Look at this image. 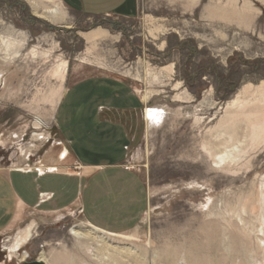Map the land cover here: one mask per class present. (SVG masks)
<instances>
[{
	"label": "rangeland",
	"instance_id": "obj_1",
	"mask_svg": "<svg viewBox=\"0 0 264 264\" xmlns=\"http://www.w3.org/2000/svg\"><path fill=\"white\" fill-rule=\"evenodd\" d=\"M261 1L245 0L260 14L240 30L201 15L210 0H138L131 18L0 0V171L52 189L44 175L76 176L53 154L57 110L72 83L105 76L137 97L123 163L149 197L119 234L89 225L78 202L28 211L0 235V264H264Z\"/></svg>",
	"mask_w": 264,
	"mask_h": 264
},
{
	"label": "crops",
	"instance_id": "obj_2",
	"mask_svg": "<svg viewBox=\"0 0 264 264\" xmlns=\"http://www.w3.org/2000/svg\"><path fill=\"white\" fill-rule=\"evenodd\" d=\"M61 2L69 10L95 16L131 18L138 11V0ZM234 2L210 0L200 14L209 13L214 20L240 30L253 29L251 23L256 21L259 10L250 9L245 0ZM261 2L264 7V0ZM125 90L127 87L122 81L105 76L87 78L68 86L56 115L61 148L53 154L59 163L65 161L68 166H76L79 173L68 177L44 175L56 181L52 189L32 185L35 180L27 183V175L0 171V235L18 224L28 211L39 207L58 211L75 202H78L82 218L100 231L119 234L139 226L149 197L139 173L123 163L125 148L132 143L130 122L138 106L137 97ZM47 165H51L48 172L56 169L53 163ZM18 181L24 189H19ZM70 183H74V187H69ZM39 193H51L52 197L43 201ZM61 197L64 199H59Z\"/></svg>",
	"mask_w": 264,
	"mask_h": 264
},
{
	"label": "water",
	"instance_id": "obj_3",
	"mask_svg": "<svg viewBox=\"0 0 264 264\" xmlns=\"http://www.w3.org/2000/svg\"><path fill=\"white\" fill-rule=\"evenodd\" d=\"M22 264H45V263L43 261L37 259V260H34V261L24 262Z\"/></svg>",
	"mask_w": 264,
	"mask_h": 264
},
{
	"label": "bare ground",
	"instance_id": "obj_4",
	"mask_svg": "<svg viewBox=\"0 0 264 264\" xmlns=\"http://www.w3.org/2000/svg\"><path fill=\"white\" fill-rule=\"evenodd\" d=\"M144 99H146V98H144ZM148 115L151 116L150 112H148ZM19 246H20V243L18 242V243L16 244V246L13 247V250H12V251H13V252H14V251H18ZM41 261H42V260H41ZM45 264H46V263H45Z\"/></svg>",
	"mask_w": 264,
	"mask_h": 264
}]
</instances>
